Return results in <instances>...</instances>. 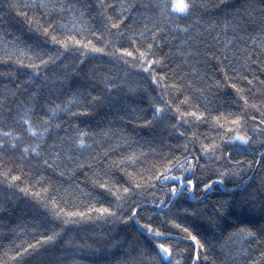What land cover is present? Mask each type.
I'll return each mask as SVG.
<instances>
[{
  "label": "snow or ice",
  "instance_id": "6c2138e0",
  "mask_svg": "<svg viewBox=\"0 0 264 264\" xmlns=\"http://www.w3.org/2000/svg\"><path fill=\"white\" fill-rule=\"evenodd\" d=\"M121 93L147 107L97 121ZM240 201L264 213V0L0 4V212L31 216L0 218V264H264V216L229 222Z\"/></svg>",
  "mask_w": 264,
  "mask_h": 264
},
{
  "label": "trees",
  "instance_id": "16d2710c",
  "mask_svg": "<svg viewBox=\"0 0 264 264\" xmlns=\"http://www.w3.org/2000/svg\"><path fill=\"white\" fill-rule=\"evenodd\" d=\"M5 0H0V4H3ZM229 2H232V0H229ZM19 35V33H17ZM31 35L27 32V30H24V35L22 36V39H28V36ZM74 79H79L80 85L85 90H91L92 85L90 84V76L85 71L82 73L79 77H74ZM114 103H105V105L98 109L99 115L95 117L97 121L107 122V121H113L118 119V115H122V112H118V110L123 107L128 108H135L137 107V104L139 108L144 109L147 107L146 103H140L139 97H133L132 99H135L137 101V104H133L132 99H128L124 97V94L121 93L119 98L116 96H113ZM124 124H127L126 132L129 136H132L133 139L143 141L146 137L144 136V133H139V135H135L132 132V128L137 126V122L128 123L127 120H125L122 124H119L118 126L123 127ZM103 126V125H102ZM218 187V191H214L211 194H209L208 199L209 201L215 202L218 200H229L230 203H232V200L225 194L226 189L220 186ZM227 188H231V185H228ZM240 196L242 194H237L236 199L239 200ZM30 209H25L23 204H20L19 206L14 202L11 206H9L8 212L3 213L0 212V218L3 219V222L5 224H8L11 226V221L16 220L17 216H21V218L25 220H30L31 216H29L27 213ZM210 211V210H209ZM230 212H232V217L230 218L231 222L232 220H242L243 222L247 223L248 221H253L255 223H259L261 216H264V213H262L257 206L256 208L250 207L248 204H244L242 201L239 203L233 204V206L229 209ZM194 223L204 232L208 234L209 237H212L213 233L216 231L211 223V220L209 219L208 215H205L203 217H197L194 220ZM105 228L112 229L114 232H119L121 235L127 229H125L124 225H121L119 223L117 224H108V225H102V224H96L93 228V226L87 227L85 230L91 234L96 235L97 233L103 231ZM231 229H229L230 231ZM218 234V233H217ZM227 233H225L226 235ZM213 243H216L214 240ZM97 247H103L102 245H97ZM219 249L217 248V251ZM213 254H210V257ZM77 259L80 260V264H116L117 260L119 259V252L116 249H107L102 250L100 252H96L95 254L83 252L79 253L77 256Z\"/></svg>",
  "mask_w": 264,
  "mask_h": 264
}]
</instances>
